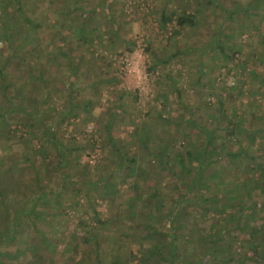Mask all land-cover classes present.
Returning <instances> with one entry per match:
<instances>
[{
	"label": "trees",
	"instance_id": "1",
	"mask_svg": "<svg viewBox=\"0 0 264 264\" xmlns=\"http://www.w3.org/2000/svg\"><path fill=\"white\" fill-rule=\"evenodd\" d=\"M38 1L0 0V13L14 11L8 17L0 14V151L15 150L0 159V264H264V116L255 115L259 107L254 100L256 96L264 99V74L249 71L246 65L250 60L253 67L264 68V31L263 37L258 34L259 27L264 28V0L233 2L227 8L224 0H177L175 4L165 0L166 8H160L157 19L160 32L172 24L168 39L173 41L185 31L196 30L203 19H212V36L204 45L209 47L206 53L221 59L220 64L213 62L212 69L218 64L226 74L231 70L246 72L248 83L231 87L232 98H217L218 108L215 115L209 116L211 125L206 126L204 119L197 117L200 106L189 107L179 91V75L158 73L195 61L198 79L193 84L202 88L199 78L203 61L196 53L203 52L204 47L187 44L178 48L173 44L172 52L160 55L146 44L147 70L156 74L155 80L161 77L168 82L167 88L157 93L161 109H156L155 115L152 111L144 113L141 125L132 124V119L127 121L135 151L125 143H117L113 133L129 114L118 121V115L125 114L120 107L108 118L97 116V135L107 155L88 168L71 162L82 150L75 146L74 137L63 139L70 120L84 119L82 115L93 111V102L77 99L75 92L94 86L107 89L115 81L109 76L100 77L83 88L77 87L86 76L95 75L94 68L109 54L89 48L131 52L134 43L126 33L121 34L124 15L112 12L113 0H100L90 9L82 6V0H49L54 15L62 17L61 23L52 27L64 29L65 37L78 41L77 46L89 44V52L77 59L68 42L61 47L54 45L50 55L55 51L64 55L63 68L71 75L64 80L63 94L67 95H62L63 102H58L60 107L53 106L52 98L56 100L58 92L55 83L62 77L53 75L52 83L42 65L31 68L32 79L46 91H30L21 83V70L15 62L16 56L19 59L16 53L22 50L27 55H40L43 42L53 34L50 26L41 40L36 38L41 22L29 19L26 10L35 9ZM216 8L224 12L226 19L222 22L217 20L220 13L214 12ZM210 10L213 15H207ZM76 15L79 17L74 19ZM251 15H260L261 25L248 24ZM237 16L252 42L244 47L231 44L234 30L226 29L227 20ZM20 26L21 34L17 33L15 39ZM245 47L251 56L248 59L241 54ZM192 52V60H188ZM24 60L25 56L21 64ZM241 86L252 97V101L245 97V102L256 111L249 113V122L247 115L238 110L237 101L244 96ZM197 94L204 100L212 93L195 91ZM132 95L122 91L118 97L122 100ZM137 98L132 97L134 104ZM170 104L185 113L180 117L169 115ZM121 147L125 148L123 152ZM49 178L60 182L51 187L46 182ZM119 181H130V199L127 209L123 207L130 251L104 248L111 240L103 232L112 222L101 220L97 212L92 214L93 225L79 221V236L70 233L65 237L66 231L60 229L57 220L66 216V210L76 212L80 199L89 201L92 192L104 200L115 197ZM53 212L60 219L49 226L51 219L45 217ZM41 223L49 227L50 234H59L58 243L41 230ZM20 237L21 246L7 252L6 245ZM115 240L124 247L122 241ZM133 245L137 246L136 252L131 250Z\"/></svg>",
	"mask_w": 264,
	"mask_h": 264
},
{
	"label": "rangeland",
	"instance_id": "2",
	"mask_svg": "<svg viewBox=\"0 0 264 264\" xmlns=\"http://www.w3.org/2000/svg\"><path fill=\"white\" fill-rule=\"evenodd\" d=\"M32 1L37 2V0ZM48 1L49 0H44L43 2H41L39 0L38 3H36L38 4V6L34 7L35 9L26 10V16L31 20H35L39 23L41 22V30L36 34L37 39L41 40L42 36L45 35L44 32H46L50 26L51 28H53L52 36H50L45 40V42H43V47H41L42 51H40V55H27L22 50L19 51L18 54L16 53L19 59H17L16 56V61H14L16 62L18 69L21 70L19 74L21 83L30 91H35V88L42 92L46 91L41 83L32 79L31 68H36L42 65L43 71L47 79L49 80H52L51 77L53 75L62 77V79L59 80L58 83H55V85L57 86L56 90L58 91L55 97L56 100L51 97L53 101L51 105L58 106V102L62 101L63 99L62 95H67V93L63 94L64 80L67 81V77L71 74H69L63 68V66L66 64V58L64 57V55H58V52L56 51L53 56L50 55L52 53L53 47H55L54 45H59L61 47L62 43L64 44L68 42L70 46L74 48L73 53L75 54L77 59V57L81 58V56L83 57L85 55V53L88 51L87 47L89 44L81 43L80 46H77L79 43L78 41L65 37L63 31L64 29H62L61 27H52L54 24L55 26L60 24L62 17H59L58 14L54 15L55 11L52 12L53 8L51 7V5H49ZM99 1L100 0H82V6L85 9H90ZM224 1L225 3L223 4V6L227 8L230 7L233 2L245 4L249 0ZM164 2L165 0H113V5L111 7L112 12L117 15H124V18L121 17V20L124 24L122 29H120L121 34L123 35L126 33L131 41H133L134 47L132 48L131 52L121 50L105 52L101 46L97 48L91 46V48H89V51L92 49L96 50V52L98 53L102 52L109 54L106 56V58L103 59V62L100 63L99 66H96V68H94L95 75H90L89 77L86 76V79L78 82L77 87L83 88L87 82H91L92 80L100 77L106 78L109 76L111 78H114L115 81L112 84L108 85L107 89H101L102 86H94L93 89H87L86 91L77 90L75 92V95L78 94V97H76L77 99L79 98L91 100L94 106L91 114L86 116L82 115L84 119L78 117L77 119L70 120L66 131L63 133V139L68 140L70 137H74L75 146L78 145L82 149L80 153L74 157V161L72 160L71 162L77 161L84 167H90L91 165L100 162V160L105 155H107V152L100 144V138L97 135L99 125V122L96 121L97 116H104V118H108V116L113 114L115 110H120V107L122 109V112H124L125 114L123 115L122 113H120L118 115V121H122L121 118L123 116L126 117L129 114L126 119L123 118L125 123L121 124L118 128H115L113 132L115 141L117 143H125V145L128 147L133 144L134 137L131 136V124H128L127 121L130 122V119H132V124L138 123L139 125H141V122L144 120V113L152 111L151 113L155 115L156 109H161L160 102L156 100L158 97L157 93L159 91H164V89L168 86V82L166 80H163L161 77L155 80L156 74H151L147 70L148 60L145 59L146 53L144 51L146 44H150L151 47H153V49L156 51V53L160 55H163V53L166 52H172L174 50L173 44L178 48H182L187 44L193 47H199L201 45L204 47L203 52L200 53L197 50L196 53L201 54L200 59H202L203 61H201L202 66L204 67L203 73L199 78V82L204 85L202 88L199 84H193V81L195 79H198L197 64L195 61H193L192 64L188 61L184 65H181L180 63L176 64L174 70L163 68L162 70H159L158 73L161 76L165 73V71H167L166 73L172 74L171 76L179 75L177 76V81H179L180 83L178 85L179 91L184 94L183 96L186 99L189 107L193 108L196 106H200L197 107V117L199 119L203 118L206 126H209L210 122L212 121L209 116L215 115L218 108V104L216 103L217 98L229 96L230 98H232L234 90H229L231 87L242 85V82L246 81L248 83V75L246 74V72H244V74L240 71H237L235 73V70H231L230 73L226 74V70L224 68H220L218 65L220 64L221 59L219 57L214 58V56L212 57L211 55L206 53L209 47L205 46L204 44L208 41L209 37L212 36V31H210L213 28L212 19H203L202 25L196 28V30L185 31L182 35L173 37V41H170V39H168L171 31L174 28L172 24L167 27V30L160 32L157 19L159 16L160 8H166L164 6ZM176 2L177 0H172L170 3L175 4ZM214 12L220 13L219 17L217 18L219 22H222L224 19H226L224 16H222L224 12H221L220 8H216ZM9 13L13 14L14 11H7V13L3 12L0 14L4 17H8ZM208 14L213 15L211 10L207 13V15ZM78 17L79 16L76 15L74 19H77ZM227 21L228 23L226 24V29L228 31L234 30V38L232 39L231 44H240L244 47L245 44L252 43L249 35L243 29L244 23L239 16L235 17V19L232 21ZM260 21V15H251L249 17L248 24L252 23L253 25H261ZM120 26L121 25L119 24L118 27L120 28ZM22 27L23 26H20L16 29L17 32L15 33V39L18 38L17 33L18 35L21 34L20 30L22 29ZM67 27L68 26H66L65 28ZM259 29L260 30L258 31V34L261 38L263 37V33L261 31H264V28L263 26H260ZM0 46H2V44H0ZM27 49L31 48L28 47ZM248 52L249 51H247V47H245L241 54L244 58L248 59L251 57ZM193 55L194 52L189 55L188 60L191 59ZM23 56H25V62L21 64V58ZM1 57H3V55ZM243 57L241 59H243ZM214 61L218 64H216V67L212 69ZM74 63L75 62H72L71 70L75 69ZM246 65L248 66L247 69L249 71H255L259 72L258 74H264V68L253 67L250 60L247 61ZM178 70L179 73L177 72ZM78 79L79 78L77 76L75 78V81H78ZM157 80L160 81L158 85L156 84ZM52 83H54L53 80ZM211 83H213V89L210 90L209 86ZM244 85L246 86V84ZM241 88L244 96L241 97V99L239 98L240 101H237L239 105L238 110L239 112H243L247 115L249 122V113L251 111H256L252 106H250V104H247L245 102L246 98H248L249 101H252V97L246 95V87L241 86ZM122 91L132 93L133 95L130 97L126 96L122 100H120L118 96L120 93H122ZM195 91L207 92L212 94L202 100L199 99V94H197L196 96L194 95ZM134 95L138 97L136 104H134V101L132 99ZM254 100L257 102L256 104L259 107V111L256 112L255 115L257 114L258 117H260V115L264 116V99H260L259 96H256ZM167 110L168 114L171 116L175 114L179 116L182 113H185L181 111L179 106L173 104H170ZM131 114L133 116H131ZM255 121L260 122L259 119ZM15 149H17L16 145ZM124 149L125 148L121 147V152H123ZM131 150L135 151V147ZM10 151L13 152L15 150ZM10 151H0V159L5 157V155H10ZM46 182L49 186L54 187L57 182H60V180H58L57 178H49V180H47ZM129 185L130 181L127 183H120L119 181L118 194L115 197L106 200H104V198L99 194H96V192H92L89 201L81 198L79 209L76 212L70 209L66 210V216H63L64 218L62 217L60 221L57 220L60 219V215H57L54 212L52 213V215L46 216L45 219H51L48 222L49 226L51 223L57 220L60 229L66 231V233L64 234L65 237H69L70 233H74L76 234V236H79L82 233V230L77 228L79 221H85L89 226H91L94 224V221H92V214L94 212H97L100 215L101 220L109 219V222H112L109 228L105 232H103L108 240H111L109 242H105L104 248H118V251H130V239L128 238V235L124 233L125 224L123 223L125 215V213H123V207L127 209V202L130 199L131 195ZM172 185L173 183H171V186ZM140 187H142V185ZM41 226H43L41 227L42 231L48 233V235L53 240H55V242H59L60 238L58 233L50 234L48 231V226H46L44 223H41ZM30 234H32L31 231ZM115 238L122 241L124 243V247H122V243L115 244ZM22 243L23 240L22 237H20L13 243L7 244L5 249L7 252L12 253L15 251L16 247H20ZM131 247V250L133 252H136L137 246L133 245Z\"/></svg>",
	"mask_w": 264,
	"mask_h": 264
}]
</instances>
